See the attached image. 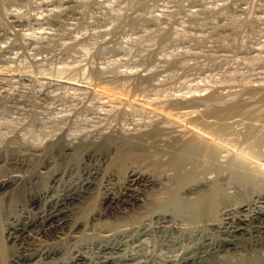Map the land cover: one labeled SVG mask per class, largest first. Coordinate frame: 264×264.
I'll use <instances>...</instances> for the list:
<instances>
[{
    "label": "rangeland",
    "instance_id": "374dc122",
    "mask_svg": "<svg viewBox=\"0 0 264 264\" xmlns=\"http://www.w3.org/2000/svg\"><path fill=\"white\" fill-rule=\"evenodd\" d=\"M262 92L264 0H0V141L21 151L27 149L18 146L27 143H54L53 147L47 146V153L28 155L29 166L22 172L30 180L29 185L16 189L9 199L0 198V264H10L13 254L17 255L20 246L8 242L7 234L13 223L26 215L30 195L49 187L57 189L51 193L57 195L67 181L93 170L92 164L102 166L105 175L116 174L109 187L122 191L130 183L126 171L120 172L124 168L121 161L128 158V168L151 167L145 155H138L137 148L130 149L121 131L152 127L156 117L163 119L162 112L177 110L164 107L161 100L172 95L185 97L187 104L178 109L179 113L176 111V116L202 111L215 103L224 106L231 98L242 102L238 111L244 110V114H237L235 121L224 119L230 124L224 136L233 137L230 142L234 153L247 146L243 132L250 116L246 112L252 109L251 113H263L264 101L259 99ZM138 96L147 99L146 103L142 99L134 102ZM195 98L203 101L194 109L188 101ZM107 109L110 112L105 113ZM164 124L177 126L171 120ZM214 127L207 130L213 128L214 132L207 133L210 136L206 140L219 138ZM262 135L256 139L255 150L264 149ZM147 136L141 137L140 149L146 146L155 150L158 140ZM89 155L96 156L94 161L88 162ZM49 158L51 166L43 168ZM241 158L235 161L238 172L244 169ZM1 163L2 176L18 173H13L15 169L8 163ZM190 163L183 172L195 169ZM201 167L194 171L199 168L203 172ZM167 168L158 167L159 171ZM58 172H65L59 187L49 182L50 176ZM104 181H99L89 199H94V211L87 206L88 210L85 207L80 213L87 226L91 212L100 209L106 193ZM250 182L254 185L244 197L260 187V182ZM223 183L226 181L219 182L221 190L227 187ZM193 198V194L180 191L154 212L135 210L131 218L113 219V229L108 233L84 230L88 243L82 246L95 247L99 242L108 243L101 240L102 236L118 235L128 240L123 252L136 258L130 264H168L185 257L200 241L201 232L207 231L206 225L176 223V230L168 227L171 223L166 221L170 218L162 214L183 212L193 204ZM149 227L152 230L144 234V228ZM138 234L140 237L134 239Z\"/></svg>",
    "mask_w": 264,
    "mask_h": 264
},
{
    "label": "bare ground",
    "instance_id": "6f19581e",
    "mask_svg": "<svg viewBox=\"0 0 264 264\" xmlns=\"http://www.w3.org/2000/svg\"><path fill=\"white\" fill-rule=\"evenodd\" d=\"M147 80L145 79V81ZM156 84L159 85V83ZM153 85V88H156L155 83ZM171 97H166L160 103L164 107H176V111L179 113L178 109L185 106L187 101H184L185 97H182L183 99ZM139 98L138 96L134 102L141 99L144 102L147 100ZM259 99L264 101V92H262ZM229 100L231 101L228 103L226 101L224 106H222V103L219 105L215 103L207 108L204 107L205 109L202 111L193 110L194 113L196 112L195 115L193 112L189 113L188 111L181 116H176V111L162 112L165 114H160L163 115L162 120L158 116L159 118L156 117L154 122L150 120L152 127L147 128V125H144V129L137 128L134 132L124 128L121 133L126 138V144L130 146L131 150L135 151V148H137L139 156L145 155L151 167L146 170L135 166L128 168L126 166L128 158L125 159L124 163L121 161L120 166L123 167L124 165V168L120 172L126 171L130 183L122 191H113L110 188L111 186L109 187L116 180V174L105 175L102 166L92 164L94 165L93 170L86 172L82 177L67 181L66 186L57 195L51 194L52 191L57 190H52L54 187L30 195L27 199L26 215L19 219L17 223H13L7 234L8 242L20 246L17 255L13 254L10 264H130L135 262L136 258L129 257L123 252L126 250L128 240L117 238L118 235H104L101 240H107L108 243L102 244V242H99L95 247L82 246V244L88 243L83 231L97 229L101 233H108L113 229V219L131 218L133 216L132 212H135V210L143 209L144 211L154 212L158 206L160 207L161 203L165 202V199L175 197L180 191L187 195L193 194L195 198H193V204L190 203L191 205L185 207L183 212L173 214L167 211L162 214L164 217L170 218L166 221L171 223L168 227L178 230L179 227L176 223L196 222L206 225L204 227L207 231L203 230L204 232H201L200 241L191 248L189 253L184 254L185 257L170 261L168 264H264V149H254L256 139L262 135V132L264 133V110L263 113L259 111L261 115H257L253 111L252 113L255 114L253 116L250 115L252 109L246 112L250 116L246 131L243 132L245 134V137L243 136L244 142L247 143V146L246 148L242 146L236 149L238 151L235 150L236 153L234 152V154L232 153V141L230 142L233 137L232 139H226L227 137L224 136L227 132L226 128L230 125L225 121H227V118H233L234 120L237 114H244V110H242V113L238 111L242 102L232 101V98ZM202 101L201 98H195L192 102H188L192 103L189 104L191 107H194L198 103L202 105ZM205 103L203 102V104ZM262 103L261 105H264V102ZM154 104L156 102L152 106ZM135 105L137 106V104ZM161 106L159 105V107ZM107 112L110 111L107 109L105 113ZM64 118L62 116V119ZM153 118L155 117L153 116ZM224 119L226 120L224 121ZM168 120L174 121L177 126L174 125V127L171 124L172 128L168 124H164V121L168 122ZM231 120L229 121L231 122ZM214 124L218 126L214 127ZM211 126L216 129V134H214L219 138L210 137L206 140V137L214 132V130L212 131L213 128L210 129L211 132H207ZM207 133L209 134L206 135ZM145 135L155 138V141L158 140L157 146L154 147L153 145L155 150L146 148V146L140 149V139L142 136L146 137ZM229 135L231 134L229 133ZM174 140L179 144L174 143ZM50 145L53 147L54 143L48 145L42 142L27 143L18 146L27 149L21 151L16 147L8 146L3 140L0 141V164L6 162L9 164L8 166L15 169L13 173L18 172L15 175L10 173L2 176L4 173L0 174V198L9 199L16 189L29 185L30 180L28 181L25 172H22L24 168L29 166L28 155L47 153V146ZM67 150H72V148L68 147ZM240 156H242L244 169L241 171L243 168L241 167L239 168L240 172H238V168H235V163L237 164L235 161ZM95 157V155H89L88 162L94 161ZM190 159L195 169L203 166L205 170L203 169L204 171L200 172L198 168L196 172L195 169L190 170L189 168L186 169L187 172H183L184 168L187 167L186 164L190 163H188ZM129 160L131 159L129 158ZM51 164L52 160L50 158L46 159L43 168L47 169ZM195 164H197L196 167ZM159 166L168 168L165 171H159ZM126 167L128 169H125ZM198 172L199 174H195ZM211 174L215 175L212 176ZM64 176L65 172L54 173L50 176L49 182L59 187V183H61ZM102 179L106 182L104 187L106 193L103 195L100 209L93 212L96 204H94L93 198L90 201L89 199L95 194L99 181H102ZM221 180L226 181L223 184L227 187L222 188V190H227L226 193L219 187ZM251 180L260 182L259 184L255 183V186L258 184L260 187L256 186L257 192L252 193L250 197H247V195L244 197L245 193L252 189L251 186L254 185H251ZM142 190L150 192L143 195ZM87 206L93 210H89L92 211L89 226H87L88 222L84 220V216L80 215ZM85 210H88V207ZM219 213L222 215L220 220L217 217ZM150 228L147 230L144 228V234L151 231ZM156 228L154 226V229ZM138 236L139 234L134 239ZM208 258H212L213 261L208 262Z\"/></svg>",
    "mask_w": 264,
    "mask_h": 264
}]
</instances>
